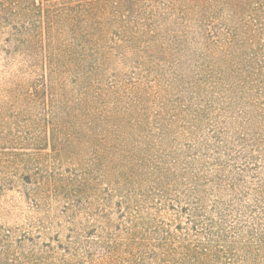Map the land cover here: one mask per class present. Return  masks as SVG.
<instances>
[{"label": "trees", "instance_id": "trees-1", "mask_svg": "<svg viewBox=\"0 0 264 264\" xmlns=\"http://www.w3.org/2000/svg\"><path fill=\"white\" fill-rule=\"evenodd\" d=\"M0 32L8 48L23 53L27 69L19 97L21 135L0 158L22 170L17 190L37 212L51 202L61 211L57 222L48 220L58 228L54 233L44 218L39 220L34 241H45L32 259L42 264L264 263V0H0ZM129 55L139 68L151 64L136 79L125 80L141 96L148 88L144 78L155 69L153 87L169 73L174 84L194 92L204 83L216 89L231 84L233 122L216 131L234 130L235 137H214L218 158L209 169L215 175L197 179L191 185L194 202L180 210L188 229L179 215L174 232L164 225L152 229L140 221L133 198L122 195L114 202L111 191L102 189L109 173L104 162L101 178L92 177L96 165L81 172L61 170L64 160L82 150V131L89 132L88 144L101 148L95 152L98 160L106 155V141L96 131H107L118 113L91 105L105 103L106 87L115 96L120 87L104 88L98 73L113 56ZM211 194L216 199L208 206ZM32 238L23 237V243Z\"/></svg>", "mask_w": 264, "mask_h": 264}, {"label": "rangeland", "instance_id": "rangeland-1", "mask_svg": "<svg viewBox=\"0 0 264 264\" xmlns=\"http://www.w3.org/2000/svg\"><path fill=\"white\" fill-rule=\"evenodd\" d=\"M5 40L0 32V152L11 147L13 137L21 135L23 103L19 97L23 94V79L27 76L23 53L14 47L8 48ZM150 68L151 64L139 68L138 60L129 55L126 58L113 56L99 71L104 88L109 83H117L120 87L116 96L115 91L110 93L106 87L105 103L91 105L97 109L115 108L118 113L106 127L107 131H96L106 141L108 151L102 160H98L95 152L101 148L88 144L89 132L82 131L83 139H79L82 150L75 158L64 160L61 170L66 173L78 169L81 172L96 165L92 177L101 178L104 162L109 173L101 185L103 190L111 191L114 202L122 195L130 196L133 198L131 203L140 206V221L147 227L155 229L164 225L165 230L174 232L176 215L182 218L184 228H190L180 210L194 202L191 185L202 178L213 179L215 175L209 169L218 158L214 137L219 133L229 139L235 137L234 130L216 131L230 127L233 122L230 111L234 94L229 83L220 89L204 83L195 92L194 87L188 85L182 88L170 80L172 74L166 75L165 69L166 77L160 86L153 87L150 82L156 78L155 69L151 76L144 78L148 88L141 96L128 87L125 80L136 79ZM89 100L93 98L89 96ZM118 171L120 174L116 176ZM21 180L22 170L10 164L6 157L0 158V264H42L39 258L32 259L33 254L42 250L45 241L42 235V239L34 241L41 231L39 220L44 218L50 233L58 229L55 224H48L49 219L57 222V217L60 218L57 204L51 202L45 212H37L34 205L18 192L23 183ZM186 196L190 197L187 201ZM209 197L206 203L212 206L216 197L213 194ZM170 205L175 207V212L170 208L167 210ZM186 233L193 234L190 230ZM23 237H33V241L23 243ZM189 242H192L191 237ZM238 264L245 263L240 261Z\"/></svg>", "mask_w": 264, "mask_h": 264}]
</instances>
